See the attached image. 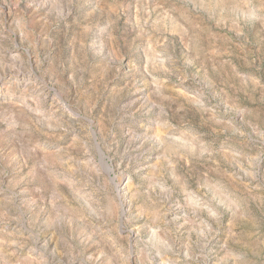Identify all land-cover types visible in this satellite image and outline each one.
I'll use <instances>...</instances> for the list:
<instances>
[{
	"label": "rangeland",
	"instance_id": "1",
	"mask_svg": "<svg viewBox=\"0 0 264 264\" xmlns=\"http://www.w3.org/2000/svg\"><path fill=\"white\" fill-rule=\"evenodd\" d=\"M0 264H264V0H0Z\"/></svg>",
	"mask_w": 264,
	"mask_h": 264
}]
</instances>
